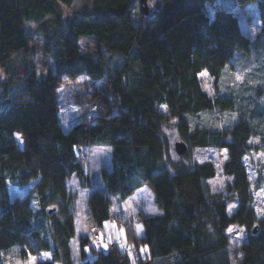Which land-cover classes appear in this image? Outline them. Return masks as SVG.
Returning a JSON list of instances; mask_svg holds the SVG:
<instances>
[{"label":"trees","instance_id":"16d2710c","mask_svg":"<svg viewBox=\"0 0 264 264\" xmlns=\"http://www.w3.org/2000/svg\"><path fill=\"white\" fill-rule=\"evenodd\" d=\"M73 2L0 0V68L11 81L0 93V264H7L13 246L21 261L29 253H50L40 264H75L77 197L67 182L75 177L81 189L93 187L80 153L93 147L110 148L113 157L112 170H102L105 192L89 194L95 226L113 219L110 196L125 201L145 185L161 215L140 214L129 222L125 247L102 251V239L90 247L80 238L82 264H233L226 231L234 225L247 235L237 264H264V0H236L238 6L257 4L262 28L254 39L233 11L213 8L210 18L206 6L215 0H157L148 16L139 0H92V13L64 25L60 5ZM48 17L57 30L51 38L44 35V53L54 69L41 77L33 63H18L17 55L24 58L29 50L26 25H43ZM82 38L122 59L107 75L112 99L102 98V110L65 132L56 100L63 78H106L102 61L81 54ZM203 72L211 78L212 95L203 89ZM202 114L224 120L228 114V120L221 128L193 127L190 117ZM169 126L188 147L180 162L171 158L164 132ZM198 148L227 149L223 170L238 201L232 215L230 196L210 189L214 164L190 156ZM32 184L30 195L12 201L10 186Z\"/></svg>","mask_w":264,"mask_h":264},{"label":"rangeland","instance_id":"374dc122","mask_svg":"<svg viewBox=\"0 0 264 264\" xmlns=\"http://www.w3.org/2000/svg\"><path fill=\"white\" fill-rule=\"evenodd\" d=\"M130 15L132 18H137L138 3L135 2L132 5ZM150 12H153L157 7V0H151L149 2ZM214 9H225L233 11L237 16L241 29L245 35L250 39H254L256 35L261 31L262 24L258 12L257 4H248L245 6H238L236 0H215L214 4H208L206 6L207 14L210 18L214 17ZM93 5L92 0H74L70 6L60 5V12L64 25H68L73 21H76L83 13H92ZM26 33L28 35L29 50L27 54L22 56L17 55V62L23 66V62L29 61L34 64L35 72L39 76H44L48 71H53V59L44 53V35L51 38L55 34L57 28L54 23V17H48L45 19V23H28L26 25ZM81 54L87 55L94 60L102 61L105 66L106 78L102 82L94 83L87 75H80L75 78L65 76L56 90V100L58 104V116L60 123L65 132H68L74 125L81 120H89L93 118L96 111H100L103 108L102 98L106 97L112 99L110 88L107 82V75L109 69H114L116 66H120L119 61L122 57L117 53H111L105 50L103 47L96 44V40L93 38H82L80 40ZM120 58V59H119ZM106 62V63H104ZM17 63V64H18ZM16 64V65H17ZM23 68V67H22ZM19 69V68H17ZM248 70V69H247ZM206 73V72H203ZM237 82H241L244 79L243 73L237 71ZM200 80L203 89L207 93L213 94L212 81L208 74L200 75ZM10 77L6 75L4 69L0 68V93L3 94L6 87L10 84ZM209 117L206 120L205 117ZM190 123L193 127L206 128L213 127L218 128L216 125L220 124V128L224 126V118L218 114L208 115L202 114L197 117H190ZM195 121V123H193ZM168 137L172 150V161L180 162L181 156L175 151V144L181 142L180 139H176L178 135L173 127H167L164 130ZM254 143H258V140H254ZM82 159L85 158V167L90 176L92 187L89 190L97 189L105 192L106 183L102 177V170H112L113 157L110 148L107 147H93L91 149L82 148L80 150ZM224 151L219 148H198L190 150V156L197 163L210 162L214 164L216 170V176L209 180V185L212 193H220L225 196H230L228 202L229 206L235 204L236 207L231 209V214L238 207L237 198L233 195L230 189L232 180L224 174L223 166L225 163ZM224 178V187L221 188L219 184L213 185L212 181ZM35 184L24 186L22 188H13L10 186V195L12 201L21 200L25 196L32 193ZM67 187L70 193L76 195V211H75V227L76 238L71 242L72 257L75 264H82V250L79 246V240L87 239L90 247L92 246V235L94 232H100L102 237V245L99 250L107 251L113 244H118L125 247L128 245L126 239L125 226L129 222L136 221L138 215L157 216L161 215V210L157 208L155 204V196L151 188L146 185L142 190L134 193L129 199L121 200L119 197L110 196L111 209L113 213V219L106 222L103 228H97L91 217L89 208V190H84L79 187L78 180L73 177L67 182ZM215 188V190H213ZM155 210V211H154ZM233 227L232 232L226 231V235L230 242V249L233 252L235 264H237L236 258L241 251L242 246L247 240L245 230L241 232V227ZM107 245L105 248L103 245ZM86 252L90 251L89 247L84 249ZM142 254L145 253V249H141ZM50 253H42L37 257V264L41 262L49 261L47 255Z\"/></svg>","mask_w":264,"mask_h":264},{"label":"clouds","instance_id":"9594fccd","mask_svg":"<svg viewBox=\"0 0 264 264\" xmlns=\"http://www.w3.org/2000/svg\"><path fill=\"white\" fill-rule=\"evenodd\" d=\"M209 94L211 95V93H209ZM161 107H163L165 110H167V106L166 105H162ZM227 115L228 114H226L225 120L222 121V122H227V120H228ZM230 116H231V119H235L236 118V113L233 112V113L230 114ZM205 118H206V120L210 121L209 117L206 116ZM193 123H195V121H193ZM216 126L220 127V124H217ZM176 139H179L178 135L176 136ZM227 158H228L227 155H225V159H227ZM228 179H231V177H228ZM212 183H213V185L219 184L220 187L223 188L224 187V178L220 177L219 179L213 180ZM213 190H215V188H213ZM257 195L259 196L261 194L257 193ZM234 207H236L235 204H232V205L229 206V214H231V209L234 208ZM261 215H264V212H262ZM233 230H234L233 227H229L227 229L228 232H232ZM240 231L243 232V228H241ZM229 247H231V245ZM17 252H18V248L16 246H13L12 249H11V253L6 257L7 264H22L23 261H21L20 259L15 258V254ZM239 255L242 258L243 257V252H240ZM233 264H235V261H233Z\"/></svg>","mask_w":264,"mask_h":264},{"label":"water","instance_id":"95a60500","mask_svg":"<svg viewBox=\"0 0 264 264\" xmlns=\"http://www.w3.org/2000/svg\"><path fill=\"white\" fill-rule=\"evenodd\" d=\"M150 1L151 0H139V4L141 6V12L144 16H148L150 13V7H149ZM175 151L179 156H184L188 151V147L186 146L185 143L179 142L175 144Z\"/></svg>","mask_w":264,"mask_h":264},{"label":"snow or ice","instance_id":"6c2138e0","mask_svg":"<svg viewBox=\"0 0 264 264\" xmlns=\"http://www.w3.org/2000/svg\"><path fill=\"white\" fill-rule=\"evenodd\" d=\"M206 74H207V73H202L201 75H206ZM16 135H17V137L19 138V135H20V134H16ZM224 152L226 153V152H227V149H225ZM137 230L140 231L141 228L138 227ZM100 239H102V237H101ZM103 246H104L105 248H107V245H106V244L103 245ZM0 255H3V253H0ZM45 255H47L48 258L51 259V256H50L49 254H45ZM22 264H37V257L32 256L31 253H29V254H28V258H27V260L23 261Z\"/></svg>","mask_w":264,"mask_h":264},{"label":"built area","instance_id":"2783aa9c","mask_svg":"<svg viewBox=\"0 0 264 264\" xmlns=\"http://www.w3.org/2000/svg\"><path fill=\"white\" fill-rule=\"evenodd\" d=\"M82 161H83V163H86L85 158ZM92 240L97 246H99L101 244V239H100V235L98 232L93 233Z\"/></svg>","mask_w":264,"mask_h":264},{"label":"crops","instance_id":"0c3cea01","mask_svg":"<svg viewBox=\"0 0 264 264\" xmlns=\"http://www.w3.org/2000/svg\"><path fill=\"white\" fill-rule=\"evenodd\" d=\"M147 187L149 188V186H147ZM143 188H144V187H143ZM143 188H142V189H143ZM142 189H141V190H142ZM89 191H91V190H89ZM137 192H138V191H137ZM137 192H136V193H137Z\"/></svg>","mask_w":264,"mask_h":264}]
</instances>
